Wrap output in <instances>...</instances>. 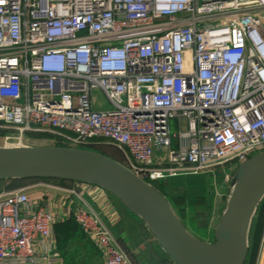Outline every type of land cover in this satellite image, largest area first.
<instances>
[{
  "label": "built area",
  "instance_id": "1",
  "mask_svg": "<svg viewBox=\"0 0 264 264\" xmlns=\"http://www.w3.org/2000/svg\"><path fill=\"white\" fill-rule=\"evenodd\" d=\"M0 128L4 147L103 140L149 184L240 166L264 151V0H0ZM71 215L132 264L83 200ZM53 224L27 187L0 191V264H62Z\"/></svg>",
  "mask_w": 264,
  "mask_h": 264
},
{
  "label": "water",
  "instance_id": "2",
  "mask_svg": "<svg viewBox=\"0 0 264 264\" xmlns=\"http://www.w3.org/2000/svg\"><path fill=\"white\" fill-rule=\"evenodd\" d=\"M242 176L214 232V242L193 237L165 198L118 161L88 148L0 146V179L57 177L94 184L114 194L150 228L175 264H244L248 231L264 197V151L240 165Z\"/></svg>",
  "mask_w": 264,
  "mask_h": 264
},
{
  "label": "crops",
  "instance_id": "3",
  "mask_svg": "<svg viewBox=\"0 0 264 264\" xmlns=\"http://www.w3.org/2000/svg\"><path fill=\"white\" fill-rule=\"evenodd\" d=\"M19 180L18 187H27L33 206L45 207L53 217V238L62 264H104L102 252L81 230L68 233L67 239L63 236L61 239L55 230L57 224L72 216V207L81 200L100 215L132 264H175L142 218L131 212L114 194L104 188L57 177H23ZM2 183V190H7L4 186L9 184V178L3 179Z\"/></svg>",
  "mask_w": 264,
  "mask_h": 264
},
{
  "label": "rangeland",
  "instance_id": "4",
  "mask_svg": "<svg viewBox=\"0 0 264 264\" xmlns=\"http://www.w3.org/2000/svg\"><path fill=\"white\" fill-rule=\"evenodd\" d=\"M94 95L96 97L95 103L97 107H110L109 102L99 91H95ZM0 130L5 129L0 128ZM6 133L8 134L7 130H5V133L4 131L0 133V146L4 144V135ZM9 134L14 135L13 132H9ZM12 140L13 142L16 141L14 139ZM99 141L103 143H94ZM22 142L25 146H49L50 144L54 145L55 139L48 136L30 135L26 133ZM94 142L88 144L85 148L103 152L117 159L119 163H123L122 155L115 147L104 143L105 141L103 140H94ZM239 167L235 164H228L220 168H215L212 172H202L196 175L180 174L175 179V182L173 181L174 179L164 181L160 185V188H154L165 198L172 212L179 218L190 234L194 235L200 241L213 243L215 228L218 226L222 217L227 195L238 176ZM258 208L259 205L251 219L249 231L256 222ZM247 244L249 245L248 240Z\"/></svg>",
  "mask_w": 264,
  "mask_h": 264
},
{
  "label": "trees",
  "instance_id": "5",
  "mask_svg": "<svg viewBox=\"0 0 264 264\" xmlns=\"http://www.w3.org/2000/svg\"><path fill=\"white\" fill-rule=\"evenodd\" d=\"M172 129L174 130V126H172ZM3 131L5 133V130H0V133H3ZM27 134L38 135V136H42V135L48 136V137L55 139L54 146H67V144L65 142H63L61 138L52 136L50 134H45V133H27ZM88 149H91V148H88ZM19 179L20 178H18V179L17 178H9V184L4 186L5 189L10 190V189L18 187V184L20 182ZM175 179H177V176L176 177H169L168 179L158 180V181L157 180H149V182L152 184L153 187L160 188V185H162V183H164V181L173 180L175 182L176 181ZM61 180H63V179H61ZM2 181H3V179H0V191H2V187H3ZM175 203L177 204V202H175ZM263 226H264V198H263V200H261V202L259 204V208L256 212V222H255L253 228L248 233L249 245H248L247 257H246L244 264H254L255 263V259L257 256V250H258V244H259V240L261 238ZM77 229L80 230L79 226L74 221V218L72 216L67 221L60 223V224H57L55 226V230H56L57 234L59 236H61V239H62V236L64 239H67L68 233H73Z\"/></svg>",
  "mask_w": 264,
  "mask_h": 264
},
{
  "label": "bare ground",
  "instance_id": "6",
  "mask_svg": "<svg viewBox=\"0 0 264 264\" xmlns=\"http://www.w3.org/2000/svg\"><path fill=\"white\" fill-rule=\"evenodd\" d=\"M241 178H242V176H240L237 181L235 180L234 184L232 185V187L230 189V192L227 195L226 205H225L223 213H222L224 215L228 214L230 201L232 200V198L234 196L235 189H236L238 182L240 181Z\"/></svg>",
  "mask_w": 264,
  "mask_h": 264
}]
</instances>
